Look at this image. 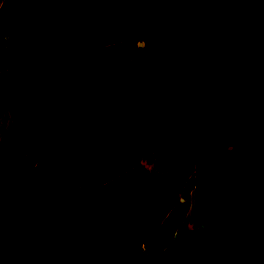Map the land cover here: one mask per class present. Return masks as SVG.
<instances>
[{
	"label": "trees",
	"instance_id": "1",
	"mask_svg": "<svg viewBox=\"0 0 264 264\" xmlns=\"http://www.w3.org/2000/svg\"><path fill=\"white\" fill-rule=\"evenodd\" d=\"M63 7L67 11L61 21L39 0L0 3V21L8 29L10 95L16 74L33 67L41 75L35 110L40 128L35 135L26 136L23 130L19 135L22 177L13 194L21 198L0 204V264H22L8 242L30 228L53 236L67 264H145L144 165L103 184L88 201L81 198L91 210L99 209L96 221L70 203L78 197L84 68L81 57L72 58L78 51L69 48L67 20L73 19L75 33L86 36L89 47L154 36L146 163H152L156 150L201 148L194 175L183 187L185 202H177L155 232L158 253L185 219L189 193L215 153L217 125L264 110V78L256 80L254 67H259L251 56L258 42L251 0H65ZM212 47L227 54L229 67L218 75H199L194 59ZM241 187L244 264H264V173L244 171ZM19 218L32 227H24Z\"/></svg>",
	"mask_w": 264,
	"mask_h": 264
},
{
	"label": "rangeland",
	"instance_id": "2",
	"mask_svg": "<svg viewBox=\"0 0 264 264\" xmlns=\"http://www.w3.org/2000/svg\"><path fill=\"white\" fill-rule=\"evenodd\" d=\"M2 1L4 0H0V3ZM39 1L50 5L56 11V20H63L62 16L67 11V7H63L65 0ZM251 9L258 26L257 48L251 56L259 67H254L258 74L256 80L263 81L264 0H251ZM67 21L71 35L69 48L78 51L72 56L75 61L77 57L82 59L78 61L84 68V84L85 74H88V84L93 87L96 85L94 83L99 81L98 78L114 77L108 68L114 66L112 64L114 61H105L106 55H116L119 59L116 62L121 68L125 67L126 71L132 66L142 65L147 59H151L152 62L156 59L152 34L115 44L89 47L86 36L75 33L73 19L69 18ZM0 25L6 29L8 35V29L1 21ZM122 53L127 55L125 61L121 58ZM7 54L8 39L6 63ZM193 64L194 70L199 75L213 76L227 70L229 58L221 48L212 47L199 53ZM32 68L27 67L25 72L15 75L11 95L7 83V66L4 71L5 83L0 76V93L5 89L7 95L5 99L0 97V204L4 206L14 204L21 198V196L15 198L13 194L16 193L17 184H21L19 179L22 177L24 153L20 145V131L23 130L26 136H32L37 133L41 124L35 113L41 99V75L34 72L36 68ZM142 70L139 71L141 77H135L126 84L124 80H120L121 84H124L125 91L131 88L134 92L120 94L117 106L115 108L109 106L112 114L118 110V112L122 111L124 116L128 115L127 101L132 104L136 102L134 98L141 95V87H147V80H142ZM127 72L130 80L132 72L130 70ZM93 90L94 88H90L89 95ZM125 110L127 114L124 113ZM216 128L213 143L215 153L209 157L203 174L189 193L187 216L174 231L169 247L161 254L154 253L155 232L163 222L164 214L171 207L170 205L185 202L181 196L183 187L194 175L195 162L201 148L162 149L154 152L153 162L148 167L146 199L142 210L141 248L145 264H244L241 183L246 170L251 174L264 173V110L249 111L245 112L243 117L225 119ZM67 132L68 128L64 125L65 137L68 136ZM33 164L32 162L30 165ZM92 192L79 195L75 200L70 201L71 205L79 209V212L91 222L98 219L99 209L91 210L89 203L84 205L81 198L88 201ZM58 193L63 196L61 191L58 190ZM19 219L24 227H32L28 220ZM53 238L45 235L40 229L30 228L19 232V235L8 243L11 244L14 255L22 264H67L63 258V249L53 244Z\"/></svg>",
	"mask_w": 264,
	"mask_h": 264
},
{
	"label": "crops",
	"instance_id": "3",
	"mask_svg": "<svg viewBox=\"0 0 264 264\" xmlns=\"http://www.w3.org/2000/svg\"><path fill=\"white\" fill-rule=\"evenodd\" d=\"M7 39L8 35L6 29L0 25V76H2L3 83H5L6 79L4 71L6 69ZM121 58L125 61L127 55L122 53ZM104 60L114 61V63L107 62L114 65L113 67L107 65L114 77H110L109 79H105L104 77L102 79L98 78L99 81L95 83L93 80V83L96 84L93 87L88 84V74H85L78 196L86 195L133 167L144 164L146 165H144L146 172L144 190L146 193L148 167L151 164L145 162V144L152 61L151 59H147L146 61L141 58V60L146 61L142 63L143 66L136 65L134 67L132 66L130 69L127 68V71L130 70L133 76H131L129 80L130 76L128 77V72L125 67L121 68L119 63L116 62L117 60L119 61L116 55H106V57L104 56ZM140 69H143L142 80H147V87H141L142 93L139 97L134 96L136 102L132 104L127 101L126 105L129 109L128 115L124 116L122 111L118 112V110L112 114L111 109L109 110V106L114 108L117 106L120 99L119 95L134 92L131 88L125 91L124 84H121L120 80H124L126 84L134 80L133 78L135 77H141L139 76ZM119 74L122 77L119 76ZM90 88H94L90 94L91 97L89 95ZM5 92L6 90L2 89V93H0L1 98L4 97L5 99V96L7 97ZM107 94L110 95L107 96ZM124 113L127 114V110H125ZM145 193L143 206L146 199ZM172 204L170 205L171 207L166 210L164 218L173 208L174 205L172 206ZM174 234L175 232L172 238ZM169 245L170 244L164 247L159 254L163 253Z\"/></svg>",
	"mask_w": 264,
	"mask_h": 264
}]
</instances>
